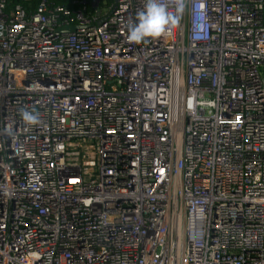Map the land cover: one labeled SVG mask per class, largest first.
I'll use <instances>...</instances> for the list:
<instances>
[{
    "label": "built area",
    "instance_id": "1",
    "mask_svg": "<svg viewBox=\"0 0 264 264\" xmlns=\"http://www.w3.org/2000/svg\"><path fill=\"white\" fill-rule=\"evenodd\" d=\"M59 1L0 0V264H264V0Z\"/></svg>",
    "mask_w": 264,
    "mask_h": 264
},
{
    "label": "clouds",
    "instance_id": "2",
    "mask_svg": "<svg viewBox=\"0 0 264 264\" xmlns=\"http://www.w3.org/2000/svg\"><path fill=\"white\" fill-rule=\"evenodd\" d=\"M175 12L169 10V0H146L144 9L137 14L136 20L128 21L127 39L135 44L146 43L149 38L156 39L171 28L176 27L184 10L185 0H171ZM22 119L31 125L40 123L39 114L27 108L20 109Z\"/></svg>",
    "mask_w": 264,
    "mask_h": 264
},
{
    "label": "trees",
    "instance_id": "3",
    "mask_svg": "<svg viewBox=\"0 0 264 264\" xmlns=\"http://www.w3.org/2000/svg\"><path fill=\"white\" fill-rule=\"evenodd\" d=\"M41 0H31V1H23V0H6L5 2V10H11L14 6H19L22 10L25 11V13L33 12L36 8L37 4ZM54 2L55 4H62L65 6V4L59 0H49Z\"/></svg>",
    "mask_w": 264,
    "mask_h": 264
},
{
    "label": "water",
    "instance_id": "4",
    "mask_svg": "<svg viewBox=\"0 0 264 264\" xmlns=\"http://www.w3.org/2000/svg\"><path fill=\"white\" fill-rule=\"evenodd\" d=\"M74 30L73 27H68L66 30H64L63 32H72Z\"/></svg>",
    "mask_w": 264,
    "mask_h": 264
}]
</instances>
